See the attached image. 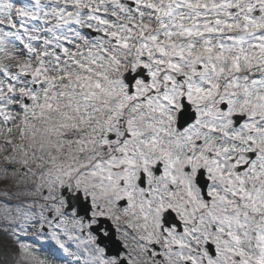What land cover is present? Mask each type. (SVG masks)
<instances>
[{"label":"snow or ice","instance_id":"obj_1","mask_svg":"<svg viewBox=\"0 0 264 264\" xmlns=\"http://www.w3.org/2000/svg\"><path fill=\"white\" fill-rule=\"evenodd\" d=\"M0 264H264V0H0Z\"/></svg>","mask_w":264,"mask_h":264}]
</instances>
